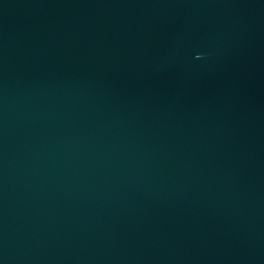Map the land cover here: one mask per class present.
Listing matches in <instances>:
<instances>
[{
	"label": "water",
	"instance_id": "95a60500",
	"mask_svg": "<svg viewBox=\"0 0 264 264\" xmlns=\"http://www.w3.org/2000/svg\"><path fill=\"white\" fill-rule=\"evenodd\" d=\"M0 264H264V0H0Z\"/></svg>",
	"mask_w": 264,
	"mask_h": 264
}]
</instances>
